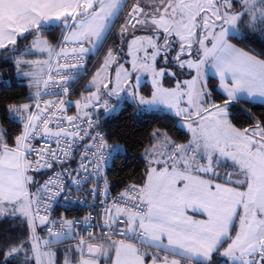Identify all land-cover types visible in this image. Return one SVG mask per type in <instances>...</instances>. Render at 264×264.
<instances>
[{"label": "snow or ice", "instance_id": "obj_1", "mask_svg": "<svg viewBox=\"0 0 264 264\" xmlns=\"http://www.w3.org/2000/svg\"><path fill=\"white\" fill-rule=\"evenodd\" d=\"M121 20L120 31L115 33L121 38L120 47L107 49L103 64L90 81L89 86L96 91L82 96L75 102L76 107L80 109L84 101V109L95 108L101 102V88L108 97L120 98L123 92L145 110L162 105L175 108L176 115L185 117L191 138L180 144L169 140L166 133H153L155 137L163 136V143L170 144L171 150L153 153L156 158L149 160L144 182L131 185L111 208L101 210L106 217L105 227L124 239L105 246L89 232L92 242L79 239L76 248L80 255L75 264H100L101 258L110 259V252H114L110 264H214V253L224 259V264H264V122L240 129L231 123L228 111L229 105L240 99L255 102L259 98L264 102V58L231 42L257 35L264 40V0H135L131 5L127 0H0V49L12 45L15 51L18 36L33 35L31 51L47 53L49 59H14L18 74L32 80L37 89L30 99L48 94L42 93L41 88L52 86L68 94L69 82L87 74L89 56L106 47ZM59 27L65 34L61 37L63 46L56 52L42 33ZM141 30L151 34L136 36L135 32ZM69 41L70 55L65 51ZM177 43L179 49L173 61L181 69H194L196 75L165 88L161 78L176 76L166 65ZM124 46L128 55H133L131 71L118 59ZM141 51L143 57L134 55ZM161 53L165 66L158 69L156 60ZM53 55L57 59L59 84L51 73L43 79L42 72L38 75L36 71H21L24 66H50ZM184 56L189 58L183 59ZM112 65L115 80L101 79ZM208 67L219 76L226 93L222 104L208 100L211 93L204 80ZM137 71L151 75L150 96L142 94L140 76L133 79V72ZM185 97L188 106L181 108ZM66 103L71 101H46L44 107L40 103H21L6 109L9 118L14 115L23 122V131L15 137L14 145H9L6 131L0 129V219L19 220L26 235L0 238V264H56L55 253L50 251L52 245L72 237L81 221L62 218L49 222L52 205L43 203L38 193L44 192L47 201L59 197L64 184L58 177L63 174L72 177L75 173L73 184L87 182L92 175L89 165L99 175L101 164L119 148L108 145L104 134L93 135L80 128L76 123L81 119L79 113L67 117L72 130L59 126L54 131L48 127L55 115L50 109L62 111L61 106ZM103 103L107 106V101ZM84 115L89 128L95 126L97 121L87 112ZM41 133L46 145L37 149L31 141ZM85 137L91 143L84 145L79 166L54 172L37 188V193H31L30 186L38 182L29 172L69 163L77 141H84ZM47 138H54L55 148L47 143ZM33 154L37 159H30ZM220 167L230 170L221 175L217 171ZM90 191L95 197L98 190ZM104 195L107 196L106 191ZM119 201L127 206H121ZM41 206L44 215H40ZM197 214L205 218L196 219ZM91 218L89 214L83 222ZM37 220L47 226L49 239L43 240V247L36 235ZM121 223L123 230L112 228ZM129 240L147 247H137ZM85 248L88 258L84 256ZM64 264H73V260L66 256Z\"/></svg>", "mask_w": 264, "mask_h": 264}, {"label": "trees", "instance_id": "obj_2", "mask_svg": "<svg viewBox=\"0 0 264 264\" xmlns=\"http://www.w3.org/2000/svg\"><path fill=\"white\" fill-rule=\"evenodd\" d=\"M63 34L65 33L62 27H59L51 31L45 30L42 33V38L47 39L55 46L57 52L58 44ZM33 37L31 34L25 33L23 37L17 38L15 51L12 50V45L7 49L0 50V77L2 82L7 81L9 83L3 86L0 85V129L6 131L9 145H14L15 137L22 132L23 127L14 116L9 118L10 113L6 111L7 107L29 103L33 100L30 99L29 86L27 83L22 82V79L17 75L18 71L14 66V59H22V57L34 55L26 52ZM114 38L115 35L111 36L108 46L111 45ZM115 42L117 43V41ZM231 42L236 44L237 47L244 48L246 51L254 50L252 54L261 55V58H264V40H261L258 35L246 39H232ZM117 44L120 46L119 43ZM21 53L26 54L21 56ZM90 56L89 65L94 60V56ZM99 61L97 62V66ZM209 82L213 85L210 87V90L215 103L222 104L226 99L225 96L217 91L215 80L212 77L209 78ZM120 101L123 102V105L118 109V113L107 117L103 116L100 121V129L104 133L107 143L122 146L124 150L122 154L113 159L106 173V178L110 183L109 190L112 193L120 191L121 188L127 185H139L144 182L148 167L141 153L147 145L151 144L153 130L165 132L174 142L185 143L189 138L188 132L177 126L178 120L176 116L174 117L164 111H139L136 105L128 103L123 99H120ZM228 111L229 120L235 127L240 129L251 127L257 121L264 122V105L259 103L238 100L229 105ZM43 177V174L34 175L35 181L38 182L36 186L41 185ZM25 235L26 228L21 225L19 220H14L11 217L0 219V238L5 236L21 237ZM67 243L68 241L58 242L52 246L56 248V264L62 263L64 253L69 250V248L59 249ZM226 245L224 244V247ZM222 260L223 258L218 254H213L214 264H223Z\"/></svg>", "mask_w": 264, "mask_h": 264}, {"label": "built area", "instance_id": "obj_3", "mask_svg": "<svg viewBox=\"0 0 264 264\" xmlns=\"http://www.w3.org/2000/svg\"><path fill=\"white\" fill-rule=\"evenodd\" d=\"M128 5H131V3H128ZM119 23V22H118ZM63 46L62 41L58 44L57 52L60 51V48ZM71 48L72 44L71 41H69L67 47L65 48V51L71 54ZM94 60L91 65L87 63V74L81 75L78 79H76L74 82L70 83L69 93L64 94L60 87L52 86L49 89H41L42 93H48L43 94L40 98L32 100V102H29V104L34 105L35 103H40L41 107H44V104L46 101H56V100H65V101H71V103H66L62 107V111L58 109H50L51 112H54V117L51 118V122L49 123L48 127L52 128L54 131L58 130L59 126H63L67 128L68 130H72L71 125H69V122L67 121L68 116H77L78 113L81 117L76 123L80 128L85 129L86 131L91 132L93 135L96 133H101L102 130L100 129V121L102 117L104 116V111L107 106L103 103V100L101 98V102L95 107L89 106L87 109L83 108L84 101H81V108L78 109L76 107L75 102L77 100H80L82 96H89L92 92H95L96 90L91 89H83V83L86 80L85 78L89 75L90 71L92 70V66L97 63L98 56L97 54L93 55ZM91 56H89L90 59ZM88 59V61H89ZM63 63V61H60ZM56 70H57V59L53 63L51 70L49 73L53 76L54 80L57 84L60 83L59 77L56 76ZM48 73V74H49ZM48 78V75L46 79ZM35 111V108H33ZM87 112L91 119L93 121H97L95 126L92 128H89L88 126V118L84 115V113ZM105 137V135H104ZM106 140V139H105ZM47 143L51 144L52 148H55V140L54 138H47ZM86 143H91V141L85 137L84 141H77V144L75 146V151L72 154V159L67 164H57L53 169L43 170L41 172H34L30 171L29 174L32 175H40L43 174L44 177L41 181V185L50 177L53 175V173H63L64 169H68L71 171V169H75L79 166L80 160H81V154L83 153V147ZM31 144L33 147L40 149L45 147L46 145V138L44 137L43 133L36 136L35 139L31 141ZM110 146H115L116 144H110ZM123 147L119 146L118 149L115 151H112L111 154L108 156L106 163H102L100 166V172L99 175L95 174L94 166L89 165L90 171H92L91 178L87 180V182H84L81 180L80 184H73L72 179L75 177V173L72 174V177H69L67 174L60 175L58 177L59 181H62L64 184V192L61 193L59 197H56L52 201L46 200V194L44 192L38 193V196L40 200L43 203H51L52 207L49 215V222L51 221H58L62 218L66 219H72L76 221H81V223L76 225V231L73 233L72 237L63 238L60 242L67 241L68 239L72 241H79V239L83 238L86 242H91L89 240L88 233L91 232L94 237H97L98 239H107V238H117V239H124V236L120 235L116 231H109L107 227H105V220L106 217L102 213V209L105 207L111 208L114 202H118V198L120 197V194L122 192H125L126 189H129L130 185H127L123 188H121L120 191L112 193V191L109 190V180L106 178V173L109 170L110 165L113 162V159L116 156H119L123 153ZM90 155V153H89ZM30 159L35 160L37 159L36 155L33 154L30 156ZM85 175H88L85 173ZM105 181H107V186L105 185ZM136 185V184H132ZM96 188L97 194L94 197L91 193V189ZM70 190V195H69ZM105 191L107 192V196L104 195ZM65 196H68V200H65ZM125 200H127V197H125ZM103 201L104 203H101ZM121 206H127L124 201H119ZM35 208V205H34ZM43 207L41 206L40 215H44ZM67 214V215H66ZM91 214V220L87 223L83 222L84 218L89 216ZM121 220H123V217H121ZM124 225L121 224H114L112 225L113 229H121L123 230ZM40 228H42L43 232L48 235L47 232V226L41 225ZM55 228L59 230V224L55 225ZM132 243H136L137 247H143L144 245H141L138 241L129 240Z\"/></svg>", "mask_w": 264, "mask_h": 264}, {"label": "rangeland", "instance_id": "obj_4", "mask_svg": "<svg viewBox=\"0 0 264 264\" xmlns=\"http://www.w3.org/2000/svg\"><path fill=\"white\" fill-rule=\"evenodd\" d=\"M135 0H127V3H134ZM144 0H141V3H143ZM119 23H123V21H119ZM119 23L117 24V28L115 27L113 29V35H115V33L119 32L120 29H119ZM137 32V33H136ZM135 32V35L136 36H146V35H150L151 33H148V32H144V31H136ZM112 35V36H113ZM34 39V37H33ZM128 39L130 40L131 37L129 36ZM33 41V40H32ZM117 41V43L120 44V41H121V38L120 36L118 35H115V38L114 40L112 41L111 45L107 47L108 48H111V47H117L119 48L120 46L115 42ZM162 43V41H161ZM31 44L32 42L30 43V46L29 48L27 49L26 52L28 53H31V54H34L33 56H35L36 58L34 59H28L26 57H24L23 59H26V60H32V61H47L49 59V56L47 53H43L42 56H38V54H41V53H38V52H33L31 51ZM11 45H9L8 47H10ZM174 50L171 51L168 55V62H167V68L172 71V72H175L176 73V76L175 77H172V76H168V75H165L163 78H161V82L163 84V86L165 88H170V87H175V84L177 82V80L179 81H185V80H190L192 79L193 76L196 75L195 73V70L194 69H188L187 67L181 69L178 67V65L173 61V57L177 54V51L179 49V44H175L174 46ZM107 49L104 51V53H100V54H97L98 56V60L97 62L99 61V64L97 66V63H95V68H94V65L92 66V70L90 71L89 75L85 78L86 80L84 81L83 83V89H91V90H96L95 87H90V81L92 80V77L96 74V72L100 69L101 65L103 64V60H104V55L106 54L107 52ZM103 56L102 58L100 56ZM134 55H137L139 57H143V52L141 51L140 53H134ZM162 56H163V53H161L160 56L157 57V60H156V67L159 69L160 67H164L165 66V61L162 59ZM195 57V52L193 53V58ZM189 57L187 56H184L183 59H188ZM118 59L120 60V62L124 63L125 64V67L127 69H129L130 71L132 70V64H131V61L133 60V55H128V49L126 46H124V50H123V53L118 57ZM56 60V56L53 55L51 57V65L49 66L48 64H38V65H32V66H24L21 71L23 72H30V71H36L39 74H41L42 72V78L43 79H46L48 73H49V68H51L53 62H55ZM210 70H213L212 68L208 67L207 70H206V74H205V77H204V80L206 81V84H207V91L211 93V90H210V87L213 86L210 82H209V78L211 77L210 76ZM139 75L140 76V85H141V89H142V94L146 95V96H150V93H151V89H152V84H151V75L147 72H142V71H137V72H133V79H135V76L136 75ZM18 77L23 79L21 80L22 82L24 83H27V85L29 86L30 88V97L36 92V88L33 84V81L30 80L28 77L26 76H23V75H19L17 73ZM108 78H111L113 81L115 80V65H112V69L110 71H108L107 73H102L101 75V79L103 80H107ZM2 82V81H1ZM9 84L7 81H3L0 85L3 86V85H7ZM31 85V86H30ZM113 85H110V87H112ZM199 87V85H198ZM42 89V88H41ZM106 90H104L103 88H101V98L103 101H107V107L105 109V113H104V117H107V116H111V115H115L117 114L118 112V109L120 108L121 105H123V102L120 101V99H123L125 100L126 102H130L134 105H136L137 109L139 111H145V112H152V111H164L166 113H169L171 115H173L174 117L176 116L177 117V126L188 132L189 134V138L187 140V142L185 143H180V142H176V143H180V144H186L188 143V141L190 140L191 138V133L190 131L188 130V127H187V121L185 119V117L183 116H179V115H176V109L173 108V109H168L166 106H159L158 108H153V109H150V110H145L143 108H141L139 105H137L136 103L132 102L130 99H128L126 96H125V93L121 92L120 93V98H117L116 96H112V97H108L107 95H103V93L105 92ZM226 94V93H225ZM209 102L210 103H215L214 99L212 96H210L208 98ZM187 97L184 98V101H182L179 105V107L181 108H185L187 107ZM14 116V115H13ZM15 117V116H14ZM22 124L23 122L20 121ZM23 127V125H22ZM22 131H23V128H22ZM155 132H160L158 130H153L152 133H155ZM162 133V132H160ZM165 133V132H164ZM167 138L169 140H171V138L167 135ZM165 138L163 136H159V137H155L153 134H152V139H151V144L147 145L143 150H142V153H141V156L146 159V164H147V167L149 168V160L150 159H155V155L153 153H151V149H153V143L156 142L157 144L160 145V147L157 150L158 153H161L162 152H167V151H170L171 150V145H165L163 143V140ZM172 141V140H171ZM230 163V162H229ZM218 171L220 172H223V171H226V170H230V169H225L224 167H220L217 169ZM41 185H37L35 188H38L40 187ZM37 190V189H35ZM31 193H36V191H32ZM37 224V227H39L38 229V232L37 233H40V226L41 224L39 223V220H37L36 222ZM41 239H40V243H41V246L43 247V240L44 239H49V235L47 234H43L41 236V233L39 234V236ZM100 240V239H99ZM227 246V245H226ZM222 263L224 264V259L222 260Z\"/></svg>", "mask_w": 264, "mask_h": 264}, {"label": "crops", "instance_id": "obj_5", "mask_svg": "<svg viewBox=\"0 0 264 264\" xmlns=\"http://www.w3.org/2000/svg\"><path fill=\"white\" fill-rule=\"evenodd\" d=\"M24 36V34H22V35H20V36H18V38H21V37H23ZM1 50V49H0ZM38 56H42V54H38ZM24 57H22V59H23ZM26 58H28V59H34V58H36L35 56H28V57H26ZM54 63V62H53ZM53 65V64H52ZM52 67V66H51ZM50 70H51V68H49ZM50 70H49V72H50ZM210 76L215 80V85H216V89H217V91L218 92H220L223 96H225V98H227V96H226V94L224 93V91H223V89L221 88V86H220V78H219V76L218 75H216L215 74V71H214V69L213 70H210ZM23 80V79H22ZM2 80H1V77H0V84L2 83L1 82ZM240 100H246V99H240ZM246 101H249V100H246ZM249 102H252V103H254L253 101H249ZM255 103H259V104H262V105H264V102H262V101H260L259 100V98H257L256 100H255ZM19 121V120H18ZM20 122V121H19ZM21 123V122H20ZM21 125H23L22 123H21ZM164 141V140H163ZM157 142V141H156ZM156 142H154L153 143V149H151V153H158L157 152V150L156 149H158L159 147H160V145L159 144H157ZM162 152V151H161ZM166 153V152H165ZM147 159V158H146ZM146 159H145V161H146ZM218 171V170H217ZM218 172H220V171H218ZM225 171H223V172H220L221 173V175H223V173H224ZM29 175H32V174H29ZM33 177H34V175H32ZM36 187V183H34L33 185H31L30 186V189H29V191L30 192H32V191H36V193H37V190H35V189H37V188H35ZM195 218L196 219H203V218H205L204 216H201V215H199V214H197L196 216H195ZM39 227H36V235L37 236H39V234L41 233V236L43 235V234H45L44 232H43V230H42V228H40V233H37L38 232V229ZM234 234V233H233ZM118 240H121V239H117V238H114V237H112V238H107V239H101V240H97L96 242H98V243H103V244H105V246H107V244L110 242V241H118ZM92 242V241H91ZM128 242H131V241H128ZM78 243H79V241L77 242V241H73V242H71V241H68V243L66 244V245H63V247H60L59 249L60 250H62L63 248H65V249H67V248H69V250L67 251V252H65L64 253V255H63V258H62V263L61 264H64V259H65V257L66 256H68L69 258H71L72 260H73V264H75V260L79 257V252H78V250H77V248H76V246L78 245ZM54 245V244H53ZM52 245V246H53ZM144 247H147L146 245H144ZM227 247V246H226ZM151 252H155L156 250L155 249H149ZM50 251H52V252H54L55 253V259H56V248L55 247H51V249H50ZM162 253H160V255H161ZM215 254V253H214ZM163 255H164V253H163ZM84 256H85V258H88V252H87V248H85L84 249ZM109 256H110V259L111 258H114V252H110L109 253ZM110 259H108V260H104L103 258H101V262H100V264H110Z\"/></svg>", "mask_w": 264, "mask_h": 264}, {"label": "flooded vegetation", "instance_id": "obj_6", "mask_svg": "<svg viewBox=\"0 0 264 264\" xmlns=\"http://www.w3.org/2000/svg\"><path fill=\"white\" fill-rule=\"evenodd\" d=\"M108 41H109V40H108ZM108 41H107V45H106V47L103 48V49H101L100 52L97 53V54H100V53L102 54V53H104V51L107 49V47H108V45H109V44H108ZM100 57L102 58L103 56L101 55Z\"/></svg>", "mask_w": 264, "mask_h": 264}]
</instances>
